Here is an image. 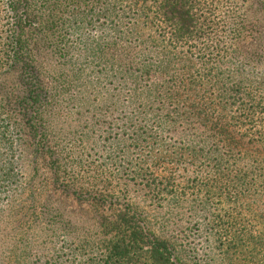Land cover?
Returning a JSON list of instances; mask_svg holds the SVG:
<instances>
[{"label": "trees", "instance_id": "1", "mask_svg": "<svg viewBox=\"0 0 264 264\" xmlns=\"http://www.w3.org/2000/svg\"><path fill=\"white\" fill-rule=\"evenodd\" d=\"M95 28L100 37L83 53L67 44L70 32ZM141 28L156 37L150 38L152 51L141 41ZM46 56L63 63L51 79L58 92H73L83 77L79 69L66 74V66L73 68L76 59L95 64L84 88L103 100L93 111V128L98 117H109L112 101L115 108L133 109L124 133L130 131L134 153L142 145L148 152L136 163L127 158L130 172L119 165L115 174L92 163L85 154L99 148L95 139L73 131L66 137L54 123L51 107L59 95L51 96L46 84ZM191 59L199 64L196 76L171 70ZM101 66L104 77L96 76ZM120 81L130 90L123 103L102 89ZM261 151L264 0H0V158L8 179H39L35 188L28 185L29 207L19 211L44 217L52 250L63 234L59 243L68 251L48 257L40 254L44 242L21 241L10 249L0 242V264H31L35 256L34 264H185L173 220L187 202V189L194 215L216 211L211 222L218 223L206 231L218 237L224 256L253 255L250 264H264V242L246 230L237 211L242 197L264 206ZM139 166L151 173L141 184L146 200L131 196L142 176ZM174 166L195 168L196 182L180 187ZM9 190L0 184V195ZM68 204L83 207L80 224ZM8 207L0 208V223L9 226Z\"/></svg>", "mask_w": 264, "mask_h": 264}, {"label": "rangeland", "instance_id": "2", "mask_svg": "<svg viewBox=\"0 0 264 264\" xmlns=\"http://www.w3.org/2000/svg\"><path fill=\"white\" fill-rule=\"evenodd\" d=\"M247 1L250 4L256 0ZM100 34V29L96 28L88 30L84 29L81 30V32L75 33L70 32L66 37V39H68L67 44L72 46L74 50L76 49L77 53L79 52V49L83 53L86 47L95 46L93 42L97 41V39L100 37ZM139 34L144 46L152 51L153 49L149 47H151L150 38L153 41L156 40L154 33L150 30H146L145 28H141L139 30ZM43 59L51 63L49 64V62H47L43 64L44 70L47 74L45 80L46 84L49 86L51 96L57 97V94L59 95V99L56 100V105L51 107V111L56 114L54 123L58 124L59 127H62L67 132L66 137H69L68 132L73 131V133H75L77 136L79 135L83 139H85L87 136H91L95 139L99 148H97L95 151H87L88 153L85 154V156L92 163L103 165L108 169V171H111L115 174L119 171V165H123L125 167V169L121 172H130V170L126 168L127 158L131 159L133 163H136L137 161L139 162V159L141 160L143 157H145V154L148 152L145 145H142L139 151L134 153L132 151L133 147L131 146L130 141L131 133L130 131H126V133H124L125 128L122 127L124 126L125 122L124 118L125 116L132 114L133 109L126 107H123V109L121 107L115 108L114 106L116 104L112 101L111 105L113 111L110 115L107 114L109 117H98L95 123L99 124H96L93 128V121L91 120L93 111H96L100 108V104L103 100L100 97H98L97 100L93 97H90L89 94L84 91V88L87 84L86 82L89 75L93 77L92 68L95 67V64L91 60L76 59L74 61L73 68L66 66V74H69V72L73 74L76 69H79L78 72H82L81 75H83V77L76 81L77 88H73V92L66 93L64 91L58 92L57 90H53L51 88L53 85V81L51 79L54 75L59 73V70H63V63L61 61H57L54 56H46ZM179 63L180 64L176 63L172 65L171 70L180 72L183 71L186 77L197 75V70L199 69V64L197 61L191 59L188 65L185 64V67L183 66L184 63L181 61H179ZM103 69V66L97 68L96 76H106L104 72H101L103 76L101 73L98 74V71ZM162 79L163 78L160 77L158 80ZM121 83L123 82L120 81L112 86H108L105 82L103 87L106 88H102L104 90V96L110 99L111 94H116V96L121 98L120 101L123 103L125 99L122 96L127 95L130 90L126 88L125 85H121ZM79 96L82 99L80 104L78 103ZM67 102H70V106L67 105ZM120 110L125 111L124 113L118 112ZM121 118H123V121L120 120ZM90 122L91 125H89ZM140 125L143 127L145 126V124L142 122L139 123V126ZM127 130H131V128L128 126ZM64 143L68 145V138ZM101 146H104L105 151L102 150ZM127 149L131 150V154L126 155ZM261 155H264V152H262ZM185 167H182L179 170L177 166H174V169L177 168L176 179L180 184V187H186L185 189H187L191 186L190 180H193L194 178L193 171H195V168L190 166ZM4 168L5 165L3 164V158H0V184L9 185V187H11L13 190H9L8 193L0 195V208H5L6 204L10 203V207L6 208V214L9 212V210H11V216L9 219H7L9 226L7 224L5 225V223H0V242H4V246H7L8 249L20 246L19 243L21 241H30L32 244H41L44 242L43 244L46 246V249L43 250V253L40 252V254H45L48 257L53 256L54 253H60V255H62L64 252H68L64 247L67 246V244L62 243L61 245V243H59V241L63 239V234L59 235L58 241L55 240L58 249H56V251L52 250V245L50 244V242H52L51 237H48V234L46 237L44 235L45 229L48 227V221L44 220V217L38 218L36 216H31L29 213L27 216H25V213L27 212L19 211L21 206H24L25 208L29 207L30 203L28 202L30 199H28V197L31 193L28 190V185L31 184V186L35 188L37 184H39V179L31 180L27 177H21L19 175H16L13 179H8L6 177L8 171L6 172ZM139 168H142L141 174L143 177L141 175L139 176L131 191V196L140 197L141 200H146L149 197L147 195L148 191H145L144 189L142 190L141 184L144 180V176H150L151 173L149 172V169L146 168V166H139ZM196 180L197 179H194L193 182H196ZM47 181L51 182L50 179ZM17 186L22 188L20 189L19 192L21 193L19 194L15 193V188ZM187 190H189L187 191V197L185 198L187 202L183 203L182 205V213L176 217V220H173V222L176 224L173 230L175 231L177 243L179 244L185 264H250L252 260L250 258L253 255L246 256V254H244L243 256H236L232 254L229 257L223 255L224 248L219 244L218 237L216 235H211L208 231H206L211 230V226L218 223V219L217 221L215 220L214 223L211 222L214 217L216 219V211H211L210 213L214 214L215 216L202 213H196V215H194V213L191 211L190 202L193 198V192L190 189ZM68 205L67 209L72 212L75 218L80 219L72 221L80 224L84 218L80 214V211L83 210V207L78 204H72L71 206L70 204ZM215 207H217V205H215ZM224 207L226 208V206ZM149 209L150 208L147 210L150 211ZM237 209L238 215L241 219V222L244 223L246 230L248 232H250V230L254 231V234H256L257 237L256 240L258 242H264V206L262 203L256 202L253 198L242 197L237 203ZM150 215H156L159 217L163 216V214L158 215L154 212H151ZM85 223L88 226V222L86 220ZM197 231L199 232L197 233ZM47 243L48 245H45ZM261 256L262 261H264V250L261 252ZM36 258L37 256L31 258V264L35 263Z\"/></svg>", "mask_w": 264, "mask_h": 264}]
</instances>
